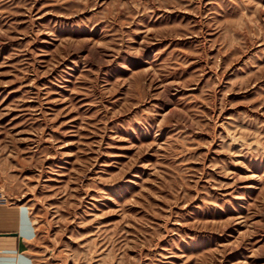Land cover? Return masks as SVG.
<instances>
[{
    "label": "rangeland",
    "instance_id": "1",
    "mask_svg": "<svg viewBox=\"0 0 264 264\" xmlns=\"http://www.w3.org/2000/svg\"><path fill=\"white\" fill-rule=\"evenodd\" d=\"M0 194L22 264H264V0H0Z\"/></svg>",
    "mask_w": 264,
    "mask_h": 264
},
{
    "label": "crops",
    "instance_id": "2",
    "mask_svg": "<svg viewBox=\"0 0 264 264\" xmlns=\"http://www.w3.org/2000/svg\"><path fill=\"white\" fill-rule=\"evenodd\" d=\"M22 210L0 205V264H22Z\"/></svg>",
    "mask_w": 264,
    "mask_h": 264
},
{
    "label": "built area",
    "instance_id": "3",
    "mask_svg": "<svg viewBox=\"0 0 264 264\" xmlns=\"http://www.w3.org/2000/svg\"><path fill=\"white\" fill-rule=\"evenodd\" d=\"M7 204V199L0 194V205Z\"/></svg>",
    "mask_w": 264,
    "mask_h": 264
}]
</instances>
